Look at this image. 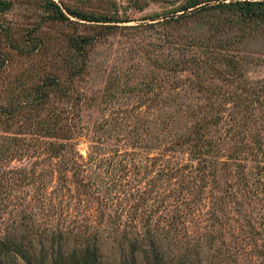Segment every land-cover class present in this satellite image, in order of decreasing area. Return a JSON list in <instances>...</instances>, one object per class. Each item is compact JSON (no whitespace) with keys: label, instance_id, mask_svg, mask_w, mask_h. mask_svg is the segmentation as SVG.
I'll use <instances>...</instances> for the list:
<instances>
[{"label":"rangeland","instance_id":"obj_1","mask_svg":"<svg viewBox=\"0 0 264 264\" xmlns=\"http://www.w3.org/2000/svg\"><path fill=\"white\" fill-rule=\"evenodd\" d=\"M60 1L63 5L95 14L117 11L118 16L129 20L117 22V26L109 29L105 25L108 22H94L72 15L69 16L71 20L58 21L51 17L52 7L48 0H7L6 6L0 9V102L36 101L40 108L38 117L58 111L60 116L67 113V121L75 127L77 167L82 168L78 170V176L70 178L73 174L67 173V178H62L55 168V158L51 161V172L46 170L49 168L46 148L38 152L41 145L33 139L51 136L43 134L42 123L40 127L33 123L27 125L26 130L19 128L26 124L23 115L28 107L22 106L13 123L0 124L4 126L0 128V148L25 133L29 136L25 140L31 139L36 148H29L25 153L2 155L0 170L12 171L0 175V192L8 194V197L0 194V233L7 231L19 235L25 230L24 226L29 225L35 232L34 237L42 236L47 243V230L51 224L79 226L88 235L94 231L98 233L102 255L108 262L114 253L110 249L114 232H109L108 226L113 222L108 218V210L113 212L115 205L108 208L107 189L112 192L113 188L109 186L116 185L118 198H123L127 190L145 187L152 190L150 193L154 189L156 194L160 191L159 196L174 195L172 191L179 183L175 182L178 175L173 173L171 165L166 168L167 164L173 161L177 166L195 164L196 160L190 159L188 144L172 146V142L191 128L196 113L194 107L212 99L221 100L216 94L207 98V94L197 92L198 87L206 86L219 93L235 88L239 91L241 87L252 89L245 91L249 95L250 111L242 109L243 106L237 109L258 126L264 145V87H256L264 83V23L245 21L237 13L226 14L214 9L211 14L204 13L202 19L148 26L147 22L156 20L149 15L166 12L174 4L168 0ZM175 1V4L181 2ZM138 23L140 25L126 26ZM73 35H89L92 39L83 49L76 50L71 45ZM190 36L198 38L200 43L208 41L207 45L215 50L220 48V53L237 57L235 73L229 71L226 61H220V67L229 68V73L234 76L233 83L226 82L211 69L199 72L194 68L178 67L174 71L163 67L172 58L185 57L181 47L188 54L201 51L200 47L188 50L183 44ZM77 67L79 72L72 75ZM50 76L58 79L59 84L49 86L47 99L39 104L34 87ZM232 99L234 96H229L224 105L232 106ZM229 124L223 123L216 129L222 132ZM237 124H241V119ZM102 139L105 142L100 141ZM105 145L108 147L106 153L102 149ZM115 149L124 152V167L116 163L120 156H114L108 165L97 166L99 175L94 179L93 167L97 162L94 155L109 156ZM225 153L219 152L216 156L217 188L209 192L213 183L209 182L212 175L208 176L209 181L192 220L205 218L207 222L209 213H217L234 221L236 230L221 229L220 237L212 244L220 248L217 255L212 253L214 248L207 242L204 247L207 255L203 261L211 263L212 255L219 263L264 264L258 252L264 247V223L260 220L264 216V187L256 186L264 185V155L256 165L250 152L245 158H239L241 164L230 161ZM223 160H229L225 165L228 169L224 171ZM21 168L33 172L21 179L18 173ZM247 175L249 180L245 182L242 176ZM255 178L261 181L249 185ZM10 180L14 182L12 187H8ZM111 180L114 181L112 184ZM230 182L231 188L238 191L236 197L239 200L249 201L245 193L250 187L259 190V201L252 198L243 204L242 212L253 217L257 225L254 229L258 232L241 230L244 220L236 218L232 202L218 208V198L223 195L226 200L225 191H221L219 184L223 186ZM129 201H134L132 196ZM158 201L152 202V207ZM158 213H161L160 208L154 216ZM140 215L143 217V212ZM122 216H126V212ZM194 223L191 222L188 229L196 234L198 230Z\"/></svg>","mask_w":264,"mask_h":264},{"label":"trees","instance_id":"obj_2","mask_svg":"<svg viewBox=\"0 0 264 264\" xmlns=\"http://www.w3.org/2000/svg\"><path fill=\"white\" fill-rule=\"evenodd\" d=\"M168 1H171L174 5L166 12L149 15L151 19L156 20L147 22L146 25L151 26L158 23L172 25L182 23L186 19H202L204 13L211 14L214 9L226 14L237 13L245 21L264 23V0H181L178 4H175V0ZM6 4L7 0H0V9H3ZM48 4L52 7L51 17L58 21L71 20L69 16L72 15L94 22H108L105 25H108L109 29L117 26V22L129 20L127 17L118 16L117 11H109L108 14H95L76 7L63 5L60 0H48ZM136 25L140 24H127L126 26L132 27ZM91 39L92 37L89 35H73L71 45L74 49L81 50L90 43ZM186 40L183 44L188 50L193 47L196 49L200 47L201 51L195 52V54H188V51L181 47L184 54H186L185 57L172 58L163 67L174 71L178 67L181 69L194 68V70L199 72L211 69L216 71L226 82H234V76L229 71L235 73L237 57H233L231 53L228 55L226 52L220 53V48L217 47L219 51L212 49L207 45L208 41L200 43L198 38L194 36H190ZM220 61H226L230 69L220 67L222 63ZM174 66L177 67L174 68ZM77 72H79L78 67L71 74L73 75ZM229 75L230 77H228ZM58 84V79L50 76L40 86L34 87V94L39 104L45 102L44 99H47L49 86ZM256 87L257 89L263 88L264 83L261 85L257 84ZM249 90L251 91L252 89L241 87L239 91L235 88V90L228 89V91L219 93L206 86L198 87L197 92L207 94V98H212V94H216V96H221V100L216 102L212 99L203 105L200 104L194 107L196 113L194 114L195 119L191 128L185 135L176 136L172 142V146L188 144L190 159L192 161L196 160L195 164L183 163L177 166L174 161L172 164L170 162L167 164L166 168L171 165L173 173L178 175L175 182L179 183L174 185V191H172L174 195L159 196L160 191L156 194V189H154V192L150 193L152 190L145 187L142 190H127L123 198H118L119 194L115 192L116 185L114 187L109 186L113 188V191L109 192L107 189L106 199H108V202L106 203H108V208L115 205L113 212H111V209L108 210V213L110 212L108 218L113 222V225L108 226L109 232H114V235H112L113 243L110 244V249L114 252L111 260L108 258L107 262L104 259L101 251V241L96 231L88 235L84 233L87 231L79 226H64V224L61 225L56 222L51 224L52 226L47 230V243L44 242L42 236L38 239L35 238V232L29 225H25L23 228L25 230L20 232L19 235L7 231L1 232L0 264H227L224 262L219 263L212 255L211 263L208 261L204 262L203 260L206 259L207 255V250H204V247L208 245L207 242H209L210 246H213L212 244L215 240L220 237L221 229L236 230L234 221L231 222L227 217H222L217 213H209L207 222H205V218L199 221H194L192 218L195 216V210L198 207L197 203L202 200V191L209 181L208 176L212 175V179L209 182L213 183L210 185L209 192H212L215 187L217 188L216 184L218 183L215 179L217 178L216 162L218 159L216 156L219 152L226 151L225 154L228 159L232 162H239L238 164H241L239 158H245L248 152H250L253 160L256 161V165L263 159L264 145L263 140L259 136L258 126L254 122H249L247 119L248 115L244 117L243 111L237 109V107L243 106L242 109L245 108V110L250 111L249 108L251 107L247 102L249 95L245 92ZM229 96H234V99H232V102L233 100L234 102L232 106L227 107L224 104H226ZM37 104L36 101H21L17 104H3L0 102V124L9 125L13 123L15 115L18 114L17 110L22 109V106L28 107L23 115V121L26 122L25 127L22 124L23 127L20 125L19 128L26 130L27 125L33 123L40 127V123H42L41 131L44 132L43 134L51 136L47 139L40 137L39 139L37 137L33 139L41 145L39 150H37L38 152H42L46 148V158L49 161V168L46 170L51 172L53 168L51 161L56 158L57 160L54 161V164L57 167L55 168L62 178L65 176L67 178V173L73 174L72 176L69 175L70 178L78 176V170L82 168L77 167L79 161L75 151V144L77 143L75 127L67 121V113H63L60 116L58 111L47 117H38L40 108H37ZM63 112H65V109ZM240 119L241 124H237ZM223 123L229 125L224 128V131L220 132L216 127ZM3 127L0 126V128ZM26 134H21L20 137L10 140L8 145L0 148V167L2 166L3 154L25 153L29 151V148L32 150L36 148L35 143L31 139L25 140V137H29ZM107 148V145L102 146V149H105V153L108 151ZM122 153L124 152L115 149L109 156L103 155L104 157H100L97 154L94 155L97 160L96 166L93 167L94 179L99 175L97 166L108 165L110 161L113 162L112 158L114 156H120L116 163L122 164L120 167L123 168L125 157ZM228 161L223 160L221 162L224 165L223 171L228 169L225 166ZM159 168L163 170L161 166ZM9 171L12 170H0V175ZM20 171L18 173L21 179L28 177L33 172V170L26 171L24 168H21ZM164 172L169 176L167 169H164ZM238 174L241 175L240 172ZM242 177L245 182L249 180L248 175L247 177ZM260 181V179L256 180L255 178L249 185ZM93 182L90 181L89 183ZM113 182L111 180V184ZM13 184L14 182L10 180L8 187H12ZM231 186V182L223 186L219 184L221 191H225L226 200L221 195L218 198L220 202L218 208H223L232 202V209L237 212L238 217L236 218L240 217L244 220L241 225L244 228H241V230L251 231L257 225L253 222V217L247 214L248 212L242 213L243 204L250 202L252 198L258 200L259 190L255 186L253 188L250 187L245 193L249 197V201H243L236 197L238 191L231 188ZM256 186L264 187L261 184ZM0 194L8 197L7 192H0ZM130 196H132L134 201H129ZM169 196H171V200H168ZM157 200L160 201L152 207V202L154 204V201ZM158 208H160L161 213L154 216ZM124 212H126V216L123 217L122 214ZM140 212H143V217H141ZM260 220L263 224L264 216ZM191 222H195V228L198 230L196 234V231L188 229V225ZM255 232L258 231L254 229L253 233ZM210 248H214L212 253H216V255L220 249L215 246ZM258 252L264 259V247L259 249Z\"/></svg>","mask_w":264,"mask_h":264}]
</instances>
